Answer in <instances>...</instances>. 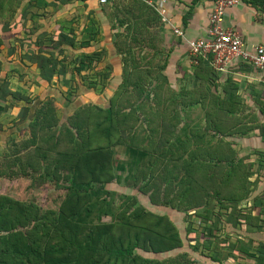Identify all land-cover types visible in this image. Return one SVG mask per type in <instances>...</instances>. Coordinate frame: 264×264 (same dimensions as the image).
<instances>
[{"label": "trees", "instance_id": "16d2710c", "mask_svg": "<svg viewBox=\"0 0 264 264\" xmlns=\"http://www.w3.org/2000/svg\"><path fill=\"white\" fill-rule=\"evenodd\" d=\"M143 2L139 1L140 8L148 17L141 23L127 19L120 30L125 38L132 31L149 35L151 25L160 22V15ZM5 5L12 7L9 0H0V19L5 18ZM10 12L13 18L15 10ZM137 42L134 37L130 43L116 44L119 54H125L124 68L109 106L82 104L64 120L58 118L52 100L28 108L32 113L26 120L30 121L26 139L15 145L13 159L0 169V178L41 179L67 195L58 210H42L0 195V264H183L178 249L188 244L162 210L199 213L210 208L211 199L225 204L241 200L228 196L232 185L228 180L242 177L238 162L206 148L186 150L196 143L197 133V144L202 145L206 131L220 134V117L213 115L212 107L220 113L224 106L203 105L204 131L193 128L185 138L188 125L182 110L194 105L187 101L190 91L170 88L161 98L158 91L165 84L160 83V74L148 69L153 62L143 64L145 57L133 56L131 45ZM102 55L85 54L80 64L99 62ZM203 61L197 60L199 65ZM41 67L47 80L58 71L54 57H42ZM111 70L104 66L95 72L96 81L83 85L88 91L96 89L100 81L111 79ZM112 146H126L124 161L113 160ZM116 187L122 188L116 191ZM117 192L122 198L118 207ZM205 229V243L211 245L213 228ZM199 247L196 244L194 250Z\"/></svg>", "mask_w": 264, "mask_h": 264}, {"label": "crops", "instance_id": "0c3cea01", "mask_svg": "<svg viewBox=\"0 0 264 264\" xmlns=\"http://www.w3.org/2000/svg\"><path fill=\"white\" fill-rule=\"evenodd\" d=\"M17 1L9 0L12 7L5 5V18L0 19V169L13 157L16 148L13 151L11 145L26 139L30 122L26 120L32 113L29 107L39 108L52 100L62 119L86 101L107 107V100L121 83L124 68L125 54H119L117 42L130 43L136 37L140 43H132L133 56L145 57L143 64L153 62L148 69L160 74V83L167 89L190 91L187 101L194 105L182 110V120L188 125L185 138L193 128L204 131L203 105L225 108L218 113L212 107L213 115L220 117V134L206 131L202 145L197 144V133L196 143L186 150L206 148L230 157L242 167V177L227 182L232 184L228 196L241 200L225 204L211 199L210 208L199 210L201 214L210 212L213 233L211 256L202 251L197 261L264 264V71L242 59H234L224 71H216L210 58H203L204 64L199 65L198 58L191 57L186 41L206 38L216 0H20L18 8ZM139 1L157 14L164 10L170 25L160 19L156 27L151 25L149 35L137 36L132 31L131 37L125 38L120 30L128 24L127 19H139L141 23L148 17ZM12 9L15 16L9 18ZM171 26L181 30L186 39L177 36ZM224 27L237 31L250 53L255 46H264V1L241 0L227 10ZM95 51L103 52L99 62L80 64L83 55ZM42 57L57 61L58 71L50 80L42 76ZM104 66H110L113 73L106 80L103 94V88L98 91L102 95L95 90L88 94L83 85L87 82L81 77L88 73V81H96L95 72ZM76 70H80L77 83ZM79 86L85 97L80 100L75 92ZM12 182L0 178V185ZM214 183L220 184V177ZM199 236L200 241L205 239Z\"/></svg>", "mask_w": 264, "mask_h": 264}, {"label": "rangeland", "instance_id": "374dc122", "mask_svg": "<svg viewBox=\"0 0 264 264\" xmlns=\"http://www.w3.org/2000/svg\"><path fill=\"white\" fill-rule=\"evenodd\" d=\"M95 72V70L93 69ZM88 73H85L82 79H84L87 83L89 78ZM108 83V81H107ZM106 84V80L100 81L98 83L97 88L94 89L97 91V94L102 95L98 91L103 88V86ZM88 94H94L88 89H84ZM81 88H76V96L77 98H85L82 94ZM168 92V89L162 88L160 91H158L159 96L161 98L165 97ZM92 96V95H91ZM90 98L91 101H95L92 97L88 96L86 98ZM108 99V98H107ZM109 100H107V106H109ZM88 101L85 102L87 104ZM91 103V102H90ZM93 104V103H92ZM80 105H82L80 103ZM119 108V106H118ZM60 110V109H59ZM62 110V108H61ZM64 112V111H63ZM60 114H62V111H60ZM69 115V113H66ZM64 120V119H63ZM141 129V128H140ZM141 132V131H140ZM17 145V144H16ZM11 149L14 151L15 144L11 145ZM112 152H114L113 160L116 162L124 161L126 159V146H112L110 147ZM16 151V150H15ZM14 151V152H15ZM13 159V158H12ZM12 159L7 160V162H11ZM65 173L62 172L59 176L61 179L64 177ZM127 175L126 173H123V176ZM122 188V187H121ZM121 188H115L116 191L121 190ZM130 189H125V193H129ZM0 195L1 196H8L11 197L19 202H21L24 205H30V204H36L38 205L42 210H58L61 206L62 202L64 201L67 193L64 190H55L54 186L49 184L46 181H43L41 179H35V180H29V179H22L18 181H13L10 184H3L0 185ZM115 198V206H119L121 204L122 198L121 195L118 194V192L114 196ZM162 210V209H161ZM160 211V209H158ZM163 212H166L169 216H171V219L173 223H175L176 227L181 231V236L186 239V243L188 246H185L184 248L178 249L179 253L182 254V260L183 264H202L200 261L198 262L197 259H200V255L202 251L207 253L209 256H211L212 252V245H208L204 242V240L207 239H198L200 236L199 234H202L201 238L204 237L208 233V231L205 229L207 226L212 225V216L207 214L206 211L204 213H190L186 214L184 211H172L171 209H163ZM206 216H209L207 219ZM203 241V242H202ZM211 241V237H210ZM196 244H199V250L195 251L194 246ZM176 254V253H175ZM149 256V255H146ZM212 260H209V264L212 263Z\"/></svg>", "mask_w": 264, "mask_h": 264}, {"label": "built area", "instance_id": "2783aa9c", "mask_svg": "<svg viewBox=\"0 0 264 264\" xmlns=\"http://www.w3.org/2000/svg\"><path fill=\"white\" fill-rule=\"evenodd\" d=\"M105 2L106 0H101V3ZM240 3L241 0L215 1L213 11L209 18L206 38L186 40L190 55L193 59L199 57L210 58V65L216 71H224L234 59H242L252 64L255 68L264 71V46H255L254 52L250 53L245 48V42L242 36L237 31L224 27L227 10ZM158 13L163 22L169 23L164 10H158ZM171 27L177 36L184 40L186 39L181 30L174 26Z\"/></svg>", "mask_w": 264, "mask_h": 264}]
</instances>
